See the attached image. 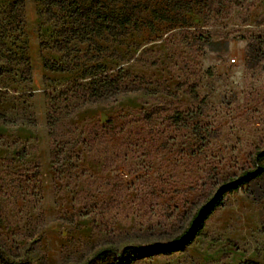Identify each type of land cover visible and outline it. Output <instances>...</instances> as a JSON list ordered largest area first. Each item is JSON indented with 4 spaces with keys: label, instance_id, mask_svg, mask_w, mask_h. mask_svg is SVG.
Wrapping results in <instances>:
<instances>
[{
    "label": "rangeland",
    "instance_id": "obj_1",
    "mask_svg": "<svg viewBox=\"0 0 264 264\" xmlns=\"http://www.w3.org/2000/svg\"><path fill=\"white\" fill-rule=\"evenodd\" d=\"M13 1L0 0V113L11 119L0 121V249L10 261L84 264L101 248L169 242L254 168L264 148V0H105L138 27L71 42L80 65L64 72L43 66L40 41L50 43L45 56L65 58L42 1L18 11ZM154 8L178 19H154ZM93 56L145 80L128 77L117 100L51 130L45 78L73 79ZM204 230L179 251L96 264H264V175L227 192Z\"/></svg>",
    "mask_w": 264,
    "mask_h": 264
},
{
    "label": "trees",
    "instance_id": "obj_2",
    "mask_svg": "<svg viewBox=\"0 0 264 264\" xmlns=\"http://www.w3.org/2000/svg\"><path fill=\"white\" fill-rule=\"evenodd\" d=\"M45 7V13L49 19L55 20L56 37L52 46L59 51H63L65 62L52 60L43 54L45 47L50 43L40 41L39 46L42 51L41 57L46 70L54 72H64L79 66V57L72 63L71 55L74 47L70 44L73 41L87 42L94 37L112 36L119 37L125 35L130 25L138 27L131 12L125 7L120 11L111 9L105 0H40ZM23 0H14L11 8L18 11V4ZM126 1L124 5L126 6ZM179 11H177L178 13ZM21 18L23 12L21 10ZM154 19L176 21L177 14L169 15L156 8L152 10ZM91 65L83 67L79 76L65 82L55 81L45 78L50 85L45 89L46 99V119L47 125L52 130L58 121L71 116L78 109L97 102H109L117 100L121 95L130 91L127 87L126 79L145 80V77L133 75L130 71L122 67L109 68L99 62V56H93ZM192 97L197 98V92L191 89ZM11 119L0 113V121L8 122ZM53 163L57 162V155L52 154ZM264 175V148L257 150L255 155L254 168L243 172L238 178L230 179L222 185L218 192L205 204L200 206L193 214L189 225L179 235L169 242H152L149 244H130L117 249L105 247L97 250L91 258L84 264H96L108 257L122 259L136 251L146 253L152 252H173L187 247L196 237H207L204 230L205 222L209 216L219 207L227 192H234L242 185ZM227 243L230 248L239 250V245L232 240ZM0 257L7 263L12 264H35L28 259L10 261L5 253L0 249ZM238 264H259L253 259H247Z\"/></svg>",
    "mask_w": 264,
    "mask_h": 264
}]
</instances>
